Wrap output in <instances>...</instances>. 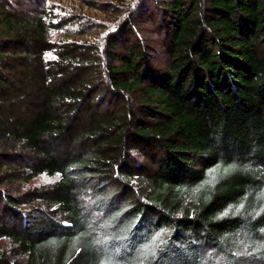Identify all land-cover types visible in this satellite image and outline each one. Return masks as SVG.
<instances>
[{
  "label": "trees",
  "instance_id": "1",
  "mask_svg": "<svg viewBox=\"0 0 264 264\" xmlns=\"http://www.w3.org/2000/svg\"><path fill=\"white\" fill-rule=\"evenodd\" d=\"M65 12L0 0V140L21 148L0 166V238L16 263L137 264L151 246L147 264H264V0L161 2L165 66L135 19L94 44L103 27ZM40 175L55 181L1 189Z\"/></svg>",
  "mask_w": 264,
  "mask_h": 264
},
{
  "label": "rangeland",
  "instance_id": "2",
  "mask_svg": "<svg viewBox=\"0 0 264 264\" xmlns=\"http://www.w3.org/2000/svg\"><path fill=\"white\" fill-rule=\"evenodd\" d=\"M14 3H22L23 5H29L30 0H13ZM48 4H52L58 8V11L65 10L68 14L77 16L74 23H78L80 20L83 23L86 21H93L98 28L93 30L95 36H87V40L94 44L101 41V38L110 31L112 27L120 19H135L137 21V30L144 44L148 46V53L151 54L153 62L165 66L167 63L166 54L161 46V34L156 26V19L159 18V6L161 2L167 0H43ZM93 6H97L96 8ZM65 12V13H66ZM140 19L142 22H138ZM71 23L70 25H73ZM58 35L59 33H54ZM70 34L69 37H72ZM83 39L84 37H79ZM104 48H102L103 50ZM18 162H21V148L14 149L10 146L9 142H3L0 140V166H7L8 164H14L18 166ZM10 168H5L4 172L7 174ZM8 176V175H7ZM11 178V176H8ZM6 179V182L1 186V189L14 197H20L21 194L35 189L41 186L51 184L55 181V178H49L45 175L37 176L30 181L15 180L19 179L17 176L12 179ZM28 199V198H27ZM25 199V200H27ZM27 202V201H26ZM34 202V201H33ZM30 206H35L41 211H45L46 207L41 202L23 203L22 209H28ZM6 252L9 255V264H17L20 262L18 259L17 249L7 240L0 238V253ZM21 264V263H19Z\"/></svg>",
  "mask_w": 264,
  "mask_h": 264
},
{
  "label": "snow or ice",
  "instance_id": "3",
  "mask_svg": "<svg viewBox=\"0 0 264 264\" xmlns=\"http://www.w3.org/2000/svg\"><path fill=\"white\" fill-rule=\"evenodd\" d=\"M163 233L158 234L157 237L153 240V245H155L156 240H159L162 238ZM97 243H103V241L97 240ZM154 247L147 246L145 249L142 250V254L137 262V264H147V259L149 255H154ZM101 264H117L115 260H113L111 257H106L101 261Z\"/></svg>",
  "mask_w": 264,
  "mask_h": 264
}]
</instances>
